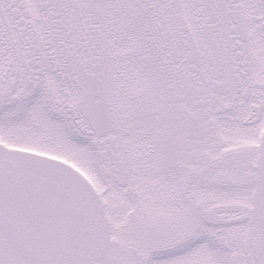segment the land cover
Returning a JSON list of instances; mask_svg holds the SVG:
<instances>
[{"label": "snow or ice", "instance_id": "1", "mask_svg": "<svg viewBox=\"0 0 264 264\" xmlns=\"http://www.w3.org/2000/svg\"><path fill=\"white\" fill-rule=\"evenodd\" d=\"M0 264H264V0H0Z\"/></svg>", "mask_w": 264, "mask_h": 264}]
</instances>
